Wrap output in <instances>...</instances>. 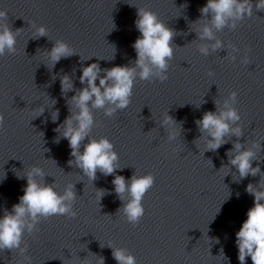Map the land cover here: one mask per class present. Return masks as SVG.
Here are the masks:
<instances>
[{
    "label": "water",
    "instance_id": "obj_1",
    "mask_svg": "<svg viewBox=\"0 0 264 264\" xmlns=\"http://www.w3.org/2000/svg\"><path fill=\"white\" fill-rule=\"evenodd\" d=\"M251 2V17L235 21V28L229 20L216 29L212 14L201 12L207 0H0V11L7 13L0 29L7 26L16 34L15 52L9 53L64 124L67 119L77 124L73 97L87 86L80 82L84 67L135 69L128 107L106 102L97 108L89 102L94 123L81 143L107 138L113 144L114 179L122 176L130 184L133 177L153 175L144 209L202 264H240L236 232L254 204L246 188L264 190V9ZM140 9L156 13L173 32L163 82L155 67L147 80L140 78L133 47ZM206 26L211 39L202 38ZM57 42L72 54L55 62L51 52ZM65 76L73 84L67 91L61 84ZM230 107L241 119L228 123L240 134L230 131L218 150H208L210 137L198 121ZM236 144L254 152L255 175L241 178L231 165Z\"/></svg>",
    "mask_w": 264,
    "mask_h": 264
},
{
    "label": "clouds",
    "instance_id": "obj_2",
    "mask_svg": "<svg viewBox=\"0 0 264 264\" xmlns=\"http://www.w3.org/2000/svg\"><path fill=\"white\" fill-rule=\"evenodd\" d=\"M255 6L264 9V0H256ZM251 0H207V4L201 9L202 14H212V25L216 29H221L232 20V27L235 28V21L244 19L247 15H252ZM7 13L0 11V20H4ZM139 19L136 21L140 36L133 44L137 52V65L140 67V78L147 80L153 74V67L158 69L155 73L161 82L167 80L168 69L167 60L173 56L171 40L173 32L169 29L151 10L140 9ZM46 33L45 26L39 27V34ZM202 38H213L210 27H204ZM16 34L11 29L4 26L0 29V55L5 51L15 52ZM219 42L213 47H219ZM203 51H206L204 49ZM72 54V50L64 43L57 42L51 52L53 61L58 62L61 58ZM235 60V57H233ZM104 72L103 77L100 76ZM135 69L124 66H115L111 69H102L97 63H91L84 67L80 82L86 83V87L73 97L76 107L79 109L75 116L77 124L74 126L72 119H67L63 129V136L69 140L72 149L71 155L75 157L78 167L90 178L95 179L97 169L104 174L114 172V162L118 159L113 150V144L107 139L91 140L84 145L80 151L81 142L86 140L90 131L94 117L89 110V102L92 106L100 108L105 103H111L116 108H126L131 103L133 88L135 84ZM99 79V84L97 80ZM62 90L67 91L73 87L68 76L61 81ZM237 92L231 93L230 99L233 103L237 100ZM42 111V109H41ZM114 109H110L111 115ZM58 114H54L56 119ZM3 115L0 114V123L3 122ZM170 117L166 120L170 122ZM241 119L237 109L229 108L217 115L214 112H207L198 121L201 129L205 131L210 140L207 145L208 150H218L225 143L224 137L230 131L240 134V129H231L228 121L236 122ZM229 155H232L229 153ZM254 152L242 150V145H235V155L232 156L230 163L238 170L241 178L249 174L255 175L258 167H253ZM40 168L33 169L29 174L24 195L20 197L19 203L13 206L11 212H7L0 217V249L19 248L22 241L24 230H32L37 218L43 216L67 215L75 217L77 214L66 201L75 199L71 185L64 195H60L52 186H41L33 178L34 175H42ZM113 183L116 185V192L119 194L128 193L130 199L124 208L127 220L133 224L140 221L145 214L143 198L148 190L154 185L155 177L151 174L141 177H133L128 184L124 177L117 176ZM246 191L254 196V204L247 211V219L243 221L240 229L236 232V245L238 248V260L240 264H247V258H251L252 264H264V190H258L249 184ZM31 222H28V221ZM219 241L217 240V243ZM114 258L119 264H137L136 257L129 254L125 249H116L113 253ZM223 257V249H221ZM226 259V257H223Z\"/></svg>",
    "mask_w": 264,
    "mask_h": 264
}]
</instances>
